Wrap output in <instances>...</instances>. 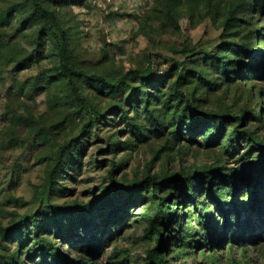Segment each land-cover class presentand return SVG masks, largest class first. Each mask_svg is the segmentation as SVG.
<instances>
[{
  "label": "rangeland",
  "instance_id": "rangeland-1",
  "mask_svg": "<svg viewBox=\"0 0 264 264\" xmlns=\"http://www.w3.org/2000/svg\"><path fill=\"white\" fill-rule=\"evenodd\" d=\"M161 258L264 264V0H0V264Z\"/></svg>",
  "mask_w": 264,
  "mask_h": 264
},
{
  "label": "trees",
  "instance_id": "trees-1",
  "mask_svg": "<svg viewBox=\"0 0 264 264\" xmlns=\"http://www.w3.org/2000/svg\"><path fill=\"white\" fill-rule=\"evenodd\" d=\"M244 51H246L245 47H244ZM184 181L187 182V185H186L187 190L190 191V197H191L192 200H194V193L192 192L193 191V183L188 178H185ZM129 196H130V194H129ZM193 203H194V201H193ZM216 203L221 208V204L219 202H216ZM197 211L199 212L200 209H197ZM154 214H155L154 219L150 222L147 233L149 235H151V236L152 235L156 236V240L158 241L157 242L158 243V249H160L164 245V240H163V237H162V233H161V231L159 229V226H160V224L162 222L165 223V220H164V218H163V216L161 214V205L157 206L156 212ZM120 219H122V217H120V216L119 217L111 216V217H109L108 221L115 223V222L119 221ZM238 219H239V216H237V218L233 221V224H232L231 238L233 240L238 239V238L241 237V232L239 230L240 221ZM202 222H204L203 227L206 229L207 228V221L204 219V220H202ZM227 226H228L227 223H225V227L224 228L226 229ZM206 241H207V243H208V245L210 247L211 244H210L209 238H207ZM162 262H163L162 258L157 260V264H161Z\"/></svg>",
  "mask_w": 264,
  "mask_h": 264
}]
</instances>
